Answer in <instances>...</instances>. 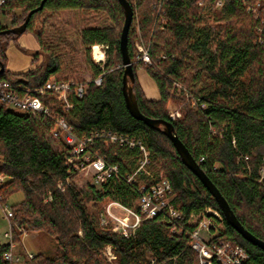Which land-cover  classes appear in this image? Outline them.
I'll use <instances>...</instances> for the list:
<instances>
[{"label": "trees", "instance_id": "obj_1", "mask_svg": "<svg viewBox=\"0 0 264 264\" xmlns=\"http://www.w3.org/2000/svg\"><path fill=\"white\" fill-rule=\"evenodd\" d=\"M128 1L134 10L128 34L131 59L137 56L136 20L151 58L149 64H133V89L141 112L173 124L175 133L240 222L264 240V0H221L220 8L214 7L217 0ZM157 1L160 9L154 7ZM42 2L0 0V18L12 16L11 27L0 25V67L1 63L5 65L0 81L10 82L21 94L32 93L52 77L86 81L76 72L75 57L68 60L66 48L61 49L49 37L45 40L44 27L34 32L41 48L32 54V61L36 63L42 55L40 63L21 72L7 68L9 43L22 34L3 31L21 25ZM69 10L102 13L112 22L81 29L80 43L91 79L102 76V83L91 81L82 98L71 94L72 107L68 110L47 94L44 101L51 107L49 115L18 112L0 101V173L9 176L0 194L7 199L15 192L23 193V199L12 206L14 239L20 243L23 227L26 232L46 233L56 241L55 251H39L29 258V264H197L198 253L183 230L193 227L190 218L199 217L206 208L221 213L225 225L221 236L245 247L250 255L246 264H264V249L228 223L216 199L182 161L172 140L128 110L120 45L125 15L119 0H45L25 32L32 31L37 16ZM94 44L107 46L103 67L92 59ZM140 67L156 82L158 99L146 96L137 75ZM169 102L179 108L181 115L176 119L170 116ZM58 114L79 137L111 130L141 139L150 164L149 173L146 169L138 180L151 185L167 178L181 217L171 219L163 212L144 219L129 237L101 226L99 203L111 198L133 205L136 186L123 178L99 188H79L74 183L79 172L67 160L70 148L60 137L52 136ZM96 146L123 175L132 173L138 165L141 153L137 147L99 139ZM69 179L73 184H68ZM59 180L66 183L64 191L57 187ZM50 194L51 200L45 201ZM91 203L95 212L89 208ZM107 245L117 256L114 262L103 254ZM9 249L10 244L0 240V264H8L4 254Z\"/></svg>", "mask_w": 264, "mask_h": 264}, {"label": "built area", "instance_id": "obj_2", "mask_svg": "<svg viewBox=\"0 0 264 264\" xmlns=\"http://www.w3.org/2000/svg\"><path fill=\"white\" fill-rule=\"evenodd\" d=\"M222 1L218 0L217 5ZM161 3L154 5L160 9ZM147 60L150 59L148 49L145 51ZM101 61V60H99ZM103 67V66H102ZM94 82L97 85L102 83V76L94 79L86 78L85 82L79 83L73 80H57L52 77L42 86L37 87L32 93L21 94L8 81H0V101L8 107L19 112H26L33 115H49L51 107L44 101L47 94H51L60 101L65 110L72 107L70 96L73 94L77 98H82L88 89V84ZM178 112L171 111L172 119L178 117ZM55 128L52 131L54 138H61L70 148L68 163L90 177V183L101 187L110 181L124 180L129 185L136 186V192L133 195V205H127L118 199H109L101 215V224L110 226L111 230L126 237L132 236L140 226L142 220L150 219L165 212L171 219L181 217V211L174 206V192L172 185L167 178H161L159 181L147 185L138 180L139 175L145 172L146 164L149 162V153L141 139L119 134L111 130H102L79 137L75 134L73 127L68 121L59 114L54 117ZM106 140L112 144L137 147L140 150V159L137 167L132 173L123 175L121 169L116 164L108 163L105 156L97 148V140ZM124 176V177H123ZM7 181V175L0 173V187ZM61 180L58 187L65 189ZM6 199L0 194V208L3 214L10 222L9 230L5 232L7 243L10 249L4 254V259L8 264H25L15 253L12 206L4 205ZM193 227L183 230L189 237V245L198 253L197 264H246L250 258L248 251L244 246L233 239L222 237L223 216L214 208H206L199 217L190 218ZM21 231H25L22 227ZM202 230L209 236L205 237ZM216 230H218L216 232ZM32 256V255H31ZM154 263V260H152Z\"/></svg>", "mask_w": 264, "mask_h": 264}, {"label": "rangeland", "instance_id": "obj_3", "mask_svg": "<svg viewBox=\"0 0 264 264\" xmlns=\"http://www.w3.org/2000/svg\"><path fill=\"white\" fill-rule=\"evenodd\" d=\"M157 3H158V1H157ZM213 4H214L215 8L221 7V6L217 5V2L216 3L214 2ZM257 14H258V12H257ZM104 23L111 24L112 22L102 13L89 12V14H86L83 11H77V10L46 12V13H43L41 16H37L35 18V20L32 22V28H31L32 31H28V32H25L22 34V35H26V37H24L25 39H22V41L19 42L20 37H18L17 40L10 41L9 46L7 48V51L11 47L9 50V52H11V53L14 52L13 50H18V51L24 53L25 55L30 56V58H31L30 67L25 69V70H28V69H31V68L37 66L40 63V61L42 60L43 56L40 55L39 61H37L36 63H33L32 54L34 52H37L41 48L39 42L37 41V39L34 35V32L40 31L44 27L43 37L45 38V40H47L49 37L50 40L58 42V44H60L59 46L61 49L65 50V48H66L68 50V51H66L67 53L65 52L67 54V55H65L67 57V59L70 60L71 56L75 57L74 58V61H75L74 65H75V68L77 69V71H76L77 74L81 73V75L83 77L91 78L92 74H91L90 68L86 65L85 59H84L85 58L84 48L82 47V45L80 43L81 29H82V27H85V26H96V25H101ZM261 23L264 24V20ZM0 25L11 27L12 26V16L1 17L0 18ZM135 26H136L135 46L137 49V56L133 60V64H135V63L138 64L139 62L149 64L151 62V58L149 60L144 58L145 51L148 49V45L144 42V40L141 36V31L139 28V20H136ZM28 39L31 40V42L33 40L34 41L33 43L36 44V47H33L29 43L30 41ZM94 45H98L100 47V49L103 50V52L105 54L103 60L99 61L97 59V57L94 53V51H95ZM94 45L91 46L92 59L94 60V62L99 64V66L102 67L105 65V63L107 61V54H106L107 46L104 44H94ZM7 58L9 60L8 55H7ZM7 68H8V61H7ZM138 70H142V71L146 72V70L143 67L138 68ZM138 70H137V72H138ZM75 74L76 73H74L72 75V77ZM168 111H169V113L171 111L178 112L177 113L178 117L181 115L178 106L176 104H174L173 102H169ZM149 164H150V158H149V162L146 164V167H145V170L147 169V173H149ZM78 172H79L78 178L76 181H74V183H76V185L79 188L83 189V187H85V185L94 186L92 183H90V180H89L90 177L88 176V174H85L84 172H81V171H78ZM161 176H163V175H161ZM8 179H9V176H7V180ZM60 181L61 180H59L58 183ZM58 183H57V187H58ZM71 183L73 184V180L69 179L68 184H71ZM65 184L63 186L66 188ZM95 187L99 188V186H95ZM64 190L61 189V191H64ZM21 199H23V193L22 192H15L14 194L9 196L4 201V205L13 206L17 202H19ZM109 199L110 198H105L99 203V207L97 209V214L99 216L100 224H101V215L104 212V207L106 205V202ZM50 200H51V194L46 198L45 201H50ZM89 208L91 211L95 212V207L92 206V203L89 205ZM221 225H222V228L224 230L225 229L224 223H222ZM9 226H10V222H9L8 218H6L4 216L3 211L0 208V240L1 241H4V242L7 241V239L5 237V232L9 230ZM101 226H104V225L101 224ZM104 227H108L111 229L110 226H104ZM217 231L218 230H216V232ZM43 233H45V232H43ZM79 233H80V235L82 234L81 231ZM202 234L205 237L209 236V234L204 230H202ZM14 243H15V247H14L15 253L20 257L21 261L25 264H29V262H28L29 258H32L39 251H46L47 250L49 252H53L56 249V241H54V239L46 233L41 235V233L39 231H28V232L24 231L23 234L21 235L20 243L17 244L15 239H14ZM103 254L110 262H114L117 259V256L113 252L112 247L110 245H107L104 248ZM149 256L151 258V262H153L152 260H154V257H152V255H149Z\"/></svg>", "mask_w": 264, "mask_h": 264}, {"label": "water", "instance_id": "obj_4", "mask_svg": "<svg viewBox=\"0 0 264 264\" xmlns=\"http://www.w3.org/2000/svg\"><path fill=\"white\" fill-rule=\"evenodd\" d=\"M44 2L45 0H43L42 4L38 8L31 10L28 13L24 22L21 25L8 28L3 32L23 34L27 29V26L33 14L43 8ZM119 2L121 3L125 15L124 25L121 32L120 45H121L123 66H124L123 94L128 110L135 118L143 120L146 124H148L151 127L161 129L172 140L177 151L179 152V155L181 156L182 161L200 178L203 184L208 188L210 193L216 199L228 223L232 225L245 239L264 249V240L254 235L240 222L234 210L231 208L230 204L222 195L220 190L212 182V180L205 173V171L200 167V165L197 163V161L190 153L189 149L181 141L179 136L175 133L173 124L171 122L162 119L150 118L141 112L137 101V97L133 89V85L135 83L136 77L133 68V61L131 59L128 49V34L131 24L133 22L134 10L131 3L128 0H119ZM4 70H5V65L4 63H1L0 73L4 72Z\"/></svg>", "mask_w": 264, "mask_h": 264}, {"label": "crops", "instance_id": "obj_5", "mask_svg": "<svg viewBox=\"0 0 264 264\" xmlns=\"http://www.w3.org/2000/svg\"><path fill=\"white\" fill-rule=\"evenodd\" d=\"M26 35H22L19 38V42L22 41V39H25ZM29 40V39H28ZM30 44L33 47H36V44H34L33 40H29ZM11 48V47H10ZM9 48V50H10ZM7 51V55L9 57L8 60V69L13 71V72H21L24 71L25 69L30 67L31 64V58L30 56L25 55L24 53L18 51V50H13L14 52H9ZM139 81L142 85V88L146 94V96L149 99L156 100L159 98V90L156 85V82L153 80V78L150 77L149 74H147L145 71L138 70L137 72Z\"/></svg>", "mask_w": 264, "mask_h": 264}, {"label": "bare ground", "instance_id": "obj_6", "mask_svg": "<svg viewBox=\"0 0 264 264\" xmlns=\"http://www.w3.org/2000/svg\"><path fill=\"white\" fill-rule=\"evenodd\" d=\"M94 49H95L94 53H95L97 59L98 60H103L104 55H105L103 50H101L98 45H94Z\"/></svg>", "mask_w": 264, "mask_h": 264}]
</instances>
